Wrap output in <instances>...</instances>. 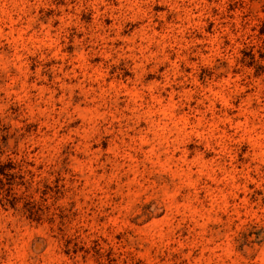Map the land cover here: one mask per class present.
<instances>
[{
  "label": "rangeland",
  "instance_id": "1",
  "mask_svg": "<svg viewBox=\"0 0 264 264\" xmlns=\"http://www.w3.org/2000/svg\"><path fill=\"white\" fill-rule=\"evenodd\" d=\"M0 264H264V0H0Z\"/></svg>",
  "mask_w": 264,
  "mask_h": 264
}]
</instances>
